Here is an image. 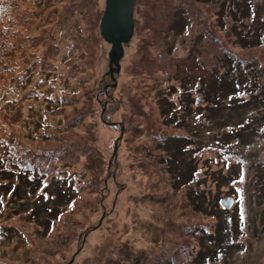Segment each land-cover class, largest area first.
<instances>
[{
  "label": "rangeland",
  "instance_id": "374dc122",
  "mask_svg": "<svg viewBox=\"0 0 264 264\" xmlns=\"http://www.w3.org/2000/svg\"><path fill=\"white\" fill-rule=\"evenodd\" d=\"M2 1L9 12L0 18V229L9 231L0 262L189 264L200 253L203 264H264V40L242 42L228 14L218 16L220 0H136L133 34L115 64L99 26L105 0ZM250 2L264 18V0ZM178 9L188 20L182 30ZM223 54L245 90L239 95L257 100L218 111L233 118L228 130L244 128L230 141L228 130L199 116L206 111L192 118L205 127L189 147L198 155L189 183L203 185L213 201L232 196L229 208L217 198L218 205L239 232L237 246L212 259L207 236L217 217L176 178L162 140L184 130L160 113L158 96L179 83V97L215 89ZM27 165L39 175L27 187L30 204L44 186L53 188L51 180L65 190L50 223L41 222L48 214L29 213L35 205L20 213L9 207L15 184L19 193L21 180L32 179ZM231 165L237 175L220 179L217 168L224 174Z\"/></svg>",
  "mask_w": 264,
  "mask_h": 264
},
{
  "label": "trees",
  "instance_id": "16d2710c",
  "mask_svg": "<svg viewBox=\"0 0 264 264\" xmlns=\"http://www.w3.org/2000/svg\"><path fill=\"white\" fill-rule=\"evenodd\" d=\"M215 1L218 2L219 0H215ZM250 1L251 0H220V2H218L219 4L218 16L219 17L223 16L224 18H226L225 16H227L226 14H228L233 31L235 32L237 36L240 37V40L242 42L246 43V45L248 44L254 45L255 43H259V41L264 40V18L256 19V11H255L256 9L252 6ZM3 2L4 1L2 0L0 2L1 3L0 4V18L1 19H2L3 14L6 13V11L9 12L7 10L9 5L4 4ZM170 3H173V1L171 0ZM226 9L228 11H226ZM179 13H180V18L182 19L181 21L182 23L180 24L177 22L176 26H178L179 30H182V28L187 24L188 20L186 19V17H184L181 14L180 9H178L177 11L175 10V15ZM236 13H238V16L236 15ZM248 13L251 14L250 17ZM242 19H244L245 21L249 20L247 25H245L242 22ZM258 25L260 26L258 27ZM257 37H259L261 40H259V38ZM222 60L224 61V65L220 67L222 68L221 73H219L218 71L220 70V68L214 70V76L217 77L216 79L217 82H215V84L217 85L215 89L207 90L205 92L204 91L201 92V90L200 91L191 90V91H188V93L186 94L183 93V97H179V94H181L177 92V90L181 86L179 83L173 86L170 85L171 87L169 86V88L167 89H163V91L160 92V96H158V102H160L159 103L160 113H162L166 117L167 116L170 117L169 118L170 120L172 118L173 121L175 122L174 124L177 125V127L180 126L184 130L183 133L182 132L172 133V135H168L162 140L164 143L163 147H165L167 153L169 152L168 159H169L170 165L173 167V169L176 172V178L178 179L180 185H183V184L190 185L188 187L189 194L193 198L192 200L194 201L195 205H197L198 208H205V209L207 208V210H211L214 213V215L217 217L216 222L218 223V228H216V230H214V232L210 234L209 236L206 235L207 238L209 239L208 241V244L210 246L209 251L213 253L212 259L215 258L216 256L221 257L222 255L226 254L227 249L237 246V245L233 246V243L231 244V242L232 240L233 242H236V234L238 232V227H237L235 220L232 221L231 219H228L226 217L225 215L226 209L218 205V199H219L218 195L215 196L216 199L214 201L212 197L208 199V192L204 191L205 189L203 185L201 189L199 184L193 185L189 183L190 181L193 182V178H194L193 172H196L198 168L197 167L198 155H196L197 151H195V149L193 150L189 149V147H190V144H193L194 142L195 134L203 132L201 129H204L205 127V124H203V127H202V125L200 124L196 125V123H193L192 118L195 117L197 119L195 112H197L199 115L200 111H206L204 115L203 114L199 115L201 118L204 119V121L209 122L211 124V127L213 124L214 127L219 126L223 128L224 130H228L230 128L227 127L229 125L227 122H229L231 117H225L218 111H223L221 109H227L228 111H230V113L231 111H234V110L236 112H239V110L245 108L243 106H247L249 103H253L257 100L256 96H249L248 94H246V97H245V95H239L240 91L245 92V90H243L242 86L239 85V82L237 81L238 73L236 74V76H233L235 72L230 67L232 65L229 62L230 60L228 56L223 54ZM237 66L238 65L236 66L233 65L234 68H236ZM200 81L201 80L198 79V82ZM200 87L202 89V84H200ZM182 88H183V85L181 86V89ZM196 92H199V94L201 95L200 97L201 102L198 104H195V101L197 100ZM234 92H238V93L234 98H232V95L234 94ZM174 96H178V98H173ZM225 96H227L226 99H225ZM193 104H195L196 106L194 107ZM194 108L196 110H194ZM210 115L211 117H213V119L210 117ZM242 116H245L242 112L241 114L237 115L236 120H235L236 123H239L243 120ZM181 117L188 118V122L186 121V119L179 120V118ZM191 129L193 130V132ZM242 129L244 128L243 127L237 128V129L234 128V130L231 129V130L226 131L227 132L226 135L228 137L227 140L229 141L230 139L232 140V137L234 136L239 137L241 134L240 130ZM245 130H246V127H245ZM245 136H247L246 133H245ZM244 138L245 137H243L242 139ZM237 139L241 140L240 138H237ZM241 141L244 144H246L244 140H241ZM14 146H17V145H14ZM30 154L38 155L39 153L34 152ZM24 156H26L25 149L23 150V154H21L20 159H24L23 158ZM43 156L44 157L46 156L55 157L56 155L55 153H52V152L50 153L46 152V153H43ZM33 160L35 161L38 159H33ZM184 166H185V169H182V167ZM234 167L236 166L231 165L227 173H224V174H221V167H219L217 168L218 172H216V174L221 175L220 176L221 178L220 177L219 178L226 181L227 179H230V177L232 178V176L235 177L237 175L233 173ZM27 168L28 170L23 171V172L29 176H32V179L21 180L23 184H26L28 186L25 185V189L19 190V193L17 192L18 190L17 184H15L14 188L11 191L10 198L12 200L11 203L14 202L16 205L15 206L12 205L9 207L12 208V210H14L15 212L20 213V212L27 211L30 207H33V205H35L29 211V213L32 214L33 217H36V216L38 217V213L48 214L46 216L47 220H45V218H42L41 222L50 223L54 218V214L56 215L57 213V209H56L57 203L55 202V200H57V196L59 195L61 196V192L64 193L65 190L62 189L60 185L57 184V182H55L54 180H51L52 182L51 181L50 182L53 188L46 189V186H44L41 189V192H39L34 199V200H38V201H35L37 203L30 204V202H28V197L25 196L26 192L27 193L29 192L27 187L30 188L29 185L31 184V181L33 180V178L35 177L37 179L39 175L36 176V173L34 174L32 171H30L31 169L30 165H27ZM49 169L50 167L46 166V170L49 171ZM54 172H57V170H54ZM204 180L203 178H201L197 182H204ZM229 187L231 191H235L232 188L231 184ZM30 193H32L33 195L34 194L33 190L30 191L29 194ZM219 202H220V199H219ZM6 205H7V202H6ZM4 231L0 229V238H2V236L4 235H7L6 232L9 230L5 229ZM222 245H224V248L221 249V250H224V252L222 251L223 253L221 252V250L218 249ZM203 258L204 257L201 256L200 253H197V255L194 256V258L189 264H203L204 263ZM0 263L3 264L2 262Z\"/></svg>",
  "mask_w": 264,
  "mask_h": 264
},
{
  "label": "water",
  "instance_id": "95a60500",
  "mask_svg": "<svg viewBox=\"0 0 264 264\" xmlns=\"http://www.w3.org/2000/svg\"><path fill=\"white\" fill-rule=\"evenodd\" d=\"M136 0H105V7L99 23L100 32L110 42V60L118 64L123 44L128 42L133 34L132 8ZM110 61V63H111ZM221 205L229 208L231 196L220 199Z\"/></svg>",
  "mask_w": 264,
  "mask_h": 264
}]
</instances>
